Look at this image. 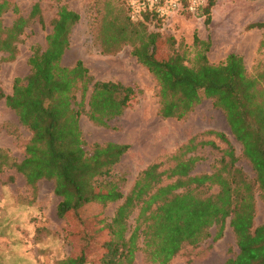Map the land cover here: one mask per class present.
<instances>
[{
    "label": "trees",
    "instance_id": "1",
    "mask_svg": "<svg viewBox=\"0 0 264 264\" xmlns=\"http://www.w3.org/2000/svg\"><path fill=\"white\" fill-rule=\"evenodd\" d=\"M95 2L94 43L101 54L116 56L127 46L132 48L133 56L158 83L159 114L164 119L183 120L203 99L212 100L225 114L255 178L250 179L238 166L241 159L227 136L210 131L207 134L217 136L225 149L214 140L197 143L194 137L168 158L172 167L161 170L163 163L149 166L124 194L123 180L113 171L129 146L95 144L91 152L86 151L80 118L88 99L90 120L107 127L129 108L135 90L122 83L96 81L82 61L73 67L63 64L81 16L61 6L50 23L46 49L34 51L29 60L30 74L14 81L12 95L0 92L32 135L22 161L0 151V172L15 169L32 187L41 180L53 181L55 194L61 198L58 216L71 217L77 226L97 220L109 204L120 205L110 221L106 219L93 230L100 240L96 254L83 250L76 257H58L53 264H134L139 252L147 264H171L186 247L197 248L212 237L221 240L227 224L239 252L224 264H264V222L255 225L257 191L264 202V68L251 74L236 54L219 64L211 63L207 55L210 41L196 36L189 48L178 45L172 36L149 30L151 24L164 26L168 17L147 11L134 21L126 0ZM215 5L216 0H205L196 13L182 14L205 18L209 26ZM9 10L18 11L7 0L0 1V16ZM40 14L36 4L28 17H18L12 26L0 22V52L8 54L7 60L16 58L17 44L31 21L38 18L44 24ZM255 28L264 30V23L247 29ZM161 41L166 51L163 57L159 55ZM260 51H264V34ZM201 146L218 149L222 156L211 173L193 174L201 159L194 153ZM214 188L217 192L211 193ZM83 234L88 242L93 239L89 231Z\"/></svg>",
    "mask_w": 264,
    "mask_h": 264
},
{
    "label": "rangeland",
    "instance_id": "2",
    "mask_svg": "<svg viewBox=\"0 0 264 264\" xmlns=\"http://www.w3.org/2000/svg\"><path fill=\"white\" fill-rule=\"evenodd\" d=\"M2 1V0H0ZM16 6L17 12L9 10L0 16V22L10 27L18 17H28L34 5L39 4L42 25L38 18L31 21L17 44L14 60L0 52V92L12 95L14 81L26 78L31 71L29 60L34 51H44L46 38L52 31L51 21L57 17L61 6L77 12L81 19L73 28L70 47L63 64L73 67L82 61L96 81H112L131 86L135 97L129 108L120 116L109 121L108 126H99L88 117V99L80 118V126L86 142L85 150L91 152L95 144L116 143L129 146L113 174L122 179L124 194L130 192L139 174L153 164L163 163L161 170L173 166L168 162L180 147L196 137V142L214 140L221 149L226 144L210 131L223 133L235 146L241 159L238 166L250 179L255 173L241 156L242 147L231 134L225 114L215 107L212 100L203 101L183 120L164 119L159 114L160 88L151 72L132 54L127 46L116 56H104L94 43V28L98 19L96 0H7ZM264 23V0H216L212 10L211 25L205 18L188 17L182 13L170 16L167 23L159 27L151 24L149 30L164 36H172L178 45L192 48L195 37L211 42L207 53L214 64L224 62L230 54L244 59L246 68L256 74L264 68V51H260L263 29L248 30V26ZM164 42H160L159 55L165 56ZM32 135L10 110L5 99L0 97V151L8 153L18 162L25 157V144ZM200 156L193 174L211 173L222 154L210 146L198 147L194 153ZM169 183V182H165ZM55 184L41 180L30 186L24 176L15 169L4 168L0 172V250L10 253L9 264H31V258H40L43 263L56 261L62 256H78L83 250L90 254L98 252V237L94 228L112 219L120 202L109 204L97 220H89L86 226H77L71 217L60 218L58 206L61 198L55 194ZM217 192V188L211 193ZM256 226L264 222V202L256 192ZM90 232L92 240L83 237ZM215 236L216 230L212 229ZM232 251V254H230ZM239 252L233 230L227 224L224 236L219 241L213 237L199 247H186L171 264H224L230 256ZM41 255L38 257L37 255ZM61 255V256H60ZM7 261V258H6ZM40 263V264H42ZM134 264H147L139 252Z\"/></svg>",
    "mask_w": 264,
    "mask_h": 264
},
{
    "label": "built area",
    "instance_id": "3",
    "mask_svg": "<svg viewBox=\"0 0 264 264\" xmlns=\"http://www.w3.org/2000/svg\"><path fill=\"white\" fill-rule=\"evenodd\" d=\"M131 9V18L137 21L144 12L151 11L161 17L175 13L194 14L205 4V0H126Z\"/></svg>",
    "mask_w": 264,
    "mask_h": 264
},
{
    "label": "crops",
    "instance_id": "4",
    "mask_svg": "<svg viewBox=\"0 0 264 264\" xmlns=\"http://www.w3.org/2000/svg\"><path fill=\"white\" fill-rule=\"evenodd\" d=\"M37 256L40 257L41 255L38 254ZM6 258H7V261H6ZM9 259H10V253L7 250L5 252L0 250V264H9ZM30 261H32L31 264H40V263H42L40 261V258L38 259L36 257L31 258ZM42 264H49V263H45L43 261ZM51 264H53V262Z\"/></svg>",
    "mask_w": 264,
    "mask_h": 264
}]
</instances>
